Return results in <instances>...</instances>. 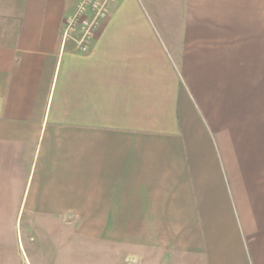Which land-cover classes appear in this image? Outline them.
Wrapping results in <instances>:
<instances>
[{
    "label": "crops",
    "instance_id": "1",
    "mask_svg": "<svg viewBox=\"0 0 264 264\" xmlns=\"http://www.w3.org/2000/svg\"><path fill=\"white\" fill-rule=\"evenodd\" d=\"M77 2L0 0V264H264V0Z\"/></svg>",
    "mask_w": 264,
    "mask_h": 264
},
{
    "label": "built area",
    "instance_id": "2",
    "mask_svg": "<svg viewBox=\"0 0 264 264\" xmlns=\"http://www.w3.org/2000/svg\"><path fill=\"white\" fill-rule=\"evenodd\" d=\"M115 0H78L74 11L68 14L62 25V36L74 38L82 51L90 48L95 30L109 13Z\"/></svg>",
    "mask_w": 264,
    "mask_h": 264
},
{
    "label": "rangeland",
    "instance_id": "3",
    "mask_svg": "<svg viewBox=\"0 0 264 264\" xmlns=\"http://www.w3.org/2000/svg\"><path fill=\"white\" fill-rule=\"evenodd\" d=\"M78 245V249L74 248L72 252L64 247L62 252L59 250L54 253L56 256L53 255V258L49 259L50 264H112L110 258H106L107 252L104 250L103 242L81 237ZM126 263L134 264L133 262Z\"/></svg>",
    "mask_w": 264,
    "mask_h": 264
}]
</instances>
